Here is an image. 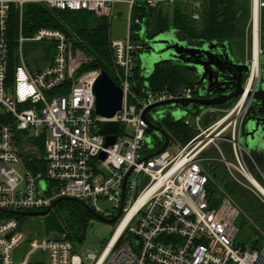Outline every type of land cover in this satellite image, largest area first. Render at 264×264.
Listing matches in <instances>:
<instances>
[{"label": "built area", "instance_id": "built-area-1", "mask_svg": "<svg viewBox=\"0 0 264 264\" xmlns=\"http://www.w3.org/2000/svg\"><path fill=\"white\" fill-rule=\"evenodd\" d=\"M178 1L189 3L191 18L199 19L201 0H0V264H264V233L251 237L250 245H238L237 221L243 211L214 182L208 169L212 162L222 165L237 185L257 192L264 202V179L250 168L253 163L247 161L239 142V125L260 76L264 0H250L242 60L249 69L243 93L230 108L212 110L220 116L205 128L201 121L209 117L206 111L193 113L194 123L173 110L177 109L173 104L147 111L146 119L154 126L164 130L163 120L169 118L183 121L196 135L182 145L164 130L169 137L167 148L174 146L175 153L166 148L146 159L160 148L154 139L161 146L164 139L145 132L143 113L159 103L195 98L199 86L172 92L149 89L143 96L131 90L137 82L134 59L143 51L140 41L131 39V28L143 25L141 19L132 18V12L136 6L154 11ZM26 4L86 11L110 24L119 14L117 6L126 7L125 36L109 38L111 79L122 91L121 109L112 118L95 115L93 87L101 71L79 72L86 57L65 33L40 28L31 36L24 35ZM12 8L17 11L18 24L16 62L10 77ZM25 42L50 47L45 65L28 67L22 53ZM103 122L119 124L110 147H105ZM127 128L132 132L127 133ZM145 138H150L149 143ZM36 142L42 143L41 151ZM210 147L218 157L208 153ZM224 150L234 163L225 159ZM101 153L106 154L104 160L99 158ZM145 177L148 181L141 187ZM211 189H215L213 195ZM59 198H74L104 219H113L120 211L115 230L99 251L82 250L59 233L56 240L42 232V237L34 233L30 240L23 222L8 216L13 215L10 211L46 210ZM99 203L111 207L104 209Z\"/></svg>", "mask_w": 264, "mask_h": 264}, {"label": "trees", "instance_id": "trees-1", "mask_svg": "<svg viewBox=\"0 0 264 264\" xmlns=\"http://www.w3.org/2000/svg\"><path fill=\"white\" fill-rule=\"evenodd\" d=\"M199 19L191 18L192 9L189 4L182 5L176 2L172 6V18L169 28H172L181 37L192 41H206L225 43L231 49H237L244 54L245 30L250 18V0H201ZM153 11L143 6H136L132 12V18H139L147 27L151 21ZM23 33L31 36L40 28H50L62 31L73 42L75 48H79L85 55L87 62L80 69L81 72L99 70L106 72L112 77L111 52L109 48L110 23L106 18L96 17L86 11L51 10L40 4H26L23 6ZM262 27L264 31V8L261 11ZM18 14L12 8L9 21V73L13 76V67L16 62L17 45L15 36L17 32ZM131 39L139 42L140 38L136 32L141 26H133ZM36 49V48H35ZM38 59L46 62L50 57V47H37ZM36 59L33 60V63ZM134 80L143 83L145 80L139 75V67L136 66ZM150 91H175L185 86L196 83L192 72L179 64L172 62H161L157 64L146 80ZM215 118V117H214ZM212 118L213 120H215ZM164 130L173 139L185 145L191 140L196 132L193 128L186 126L183 121H173L169 118L163 120ZM156 148L161 147L157 138L154 139ZM34 144V143H33ZM38 151H41L42 143L36 142ZM226 147V146H225ZM40 149V150H39ZM227 149V147L225 148ZM208 169L214 182L219 185L240 206L243 213L248 215L249 226L254 234L264 233V210H260L254 201L247 199V194L223 171L221 165L212 162ZM242 189V190H241ZM211 189L210 194H214ZM55 211L42 218V233H59L70 237L71 231L82 235L84 238L86 221L97 219L92 212L83 207L80 202L64 200L55 206ZM17 218L21 223L23 217L8 215ZM244 217L242 215L240 219Z\"/></svg>", "mask_w": 264, "mask_h": 264}, {"label": "water", "instance_id": "water-1", "mask_svg": "<svg viewBox=\"0 0 264 264\" xmlns=\"http://www.w3.org/2000/svg\"><path fill=\"white\" fill-rule=\"evenodd\" d=\"M147 27L142 25L140 43L143 51L140 54V62L145 81L133 82L131 90L138 96H143L149 91L147 79L152 74L155 66L161 62H172L190 70L196 79L198 97L189 100L176 99L149 107L143 113L146 123L145 132L152 131L161 135L164 139L162 146L147 155L146 159H152L165 151L169 137L160 127L154 126L146 119V112L150 109L173 104L184 115L193 114L200 110L223 107L230 104L243 93V79L248 73V66L238 59L236 53L225 43L191 41L184 37H178L172 29L152 35L147 34ZM95 115L106 119L112 118L121 109L122 91L112 81L110 76L101 71L94 87ZM182 117V116H181ZM119 124L116 122H103L101 132L106 135L105 147H110L115 142ZM239 142L244 151L250 154L259 151L264 157V80H258L255 89L249 94V105L239 125ZM105 153L99 158L104 160ZM145 177L141 187L147 183ZM124 187V186H123ZM77 202L74 198H59L52 202L49 208L38 212L10 211V214L21 217H45L61 201ZM87 210L105 223H114L118 215L113 219H104L96 215L90 207L83 204ZM52 239H59L57 233H51Z\"/></svg>", "mask_w": 264, "mask_h": 264}, {"label": "rangeland", "instance_id": "rangeland-1", "mask_svg": "<svg viewBox=\"0 0 264 264\" xmlns=\"http://www.w3.org/2000/svg\"><path fill=\"white\" fill-rule=\"evenodd\" d=\"M180 3L182 5L188 4L187 2H180ZM172 6L173 5L160 6L156 10H154L153 14H152V20L148 26L150 27L152 22H153V24L158 25L159 26L158 28L163 27V26H167V25L169 26V24L171 22V18H172ZM250 10H251V6H250ZM126 13H127V10H126V7L124 6L123 8H121L120 14L116 15L117 19H114L112 21L110 28L113 27V29H114V25L117 22L125 21L126 15H127ZM261 27H262V19H261ZM162 31H165V30L154 32L153 34L159 33ZM134 32H136L135 35L139 37V33L141 32V29L139 31H134ZM119 34H123V32H119ZM131 34H133V32H131ZM176 34L178 35V37H181L178 33H176ZM111 37L114 38L113 32L111 34ZM263 46L264 45L261 44V42H260L261 50H263ZM37 47H40L39 44H33V43H28V42H25L22 46L23 57H24L25 61L27 62L28 67L30 69H32L33 66L39 67L40 65H42V66L45 65L44 61L42 59H38L39 53H38ZM232 51H234L236 54H238V59H240L242 57V54L239 53V51H237V49L236 50L232 49ZM34 59H36V61L33 63ZM134 61H135V65L137 67H139L140 70H142V66H141V62H140V54L139 55L137 54L135 56ZM232 103L227 104L223 107H219V108H213V109L210 108V109H206V110H200L198 112V114L201 115L205 111H206V113H211V111L215 110V109H219V111H222V110L230 108ZM173 110H176L179 113V115L182 116V118H184L185 120H189L191 123H194L195 116L193 114H186V115L184 114L183 115L179 109H173ZM173 116H175V114H173ZM219 116H220V112L215 114L214 119L219 118ZM204 122H205V120L203 118V120L201 121V127L202 128L206 127V124ZM131 132H132L131 129L127 128V133H131ZM144 141L146 143H149L150 138H145ZM178 144H181V143L178 142ZM210 149L211 150H209L208 153L213 155L214 157H218V154L216 153V151L213 150L212 147H210ZM167 151L171 154H174L176 151V148L174 146L170 145L167 148ZM224 157L227 161H230L232 163L235 162V160L231 157V155L225 150H224ZM246 159L248 162L250 161V158L247 156H246ZM221 168L223 171H226L222 165H221ZM235 174L238 178H240L237 173H235ZM253 177L255 178L254 175H253ZM240 179L242 180V178H240ZM244 182H246V184L249 185V183L247 181H244ZM242 191H244L247 194V199L254 201L260 210H262V211L264 210V202H262L259 199L257 192L253 193L251 191H247L246 189H243ZM99 205L104 209H108L111 207V205L109 203H99ZM54 209H55V207L50 211V213L51 212L53 213L55 211ZM243 215H244V217H242L241 219H239L237 221L238 227L240 229V233L237 237V241H238V245H240V246L250 245L251 237L257 235V234H254V230L249 226V224H248L249 220H246L248 215H246L244 213H243ZM41 221H42V218H39V217H28V218L23 219L24 230L25 231L27 230L31 233L30 240H32L34 238V236H33L34 233H37L38 235H40L39 237H42L43 234H41V232H42ZM86 222L87 223H86V227H85L83 240H80L82 235L76 233V230L68 232V233H70L69 235H70L71 239L73 240L72 242H74V244L78 248H80L82 250H91V251H99L101 249L102 242H106L109 240V238L111 237V235H112L113 231L115 230L117 223H118V222L105 223V222H102L98 219H90V220H87ZM44 234L47 235V233H45V232H44Z\"/></svg>", "mask_w": 264, "mask_h": 264}, {"label": "crops", "instance_id": "crops-1", "mask_svg": "<svg viewBox=\"0 0 264 264\" xmlns=\"http://www.w3.org/2000/svg\"><path fill=\"white\" fill-rule=\"evenodd\" d=\"M178 2H181V1H178ZM189 4V3H188ZM124 7V5H118L117 6V13H119L120 14V12H121V8H123ZM151 20H152V18H151ZM151 22V21H150ZM149 22V23H150ZM149 23H148V25H149ZM111 25V24H110ZM147 25V29H148V31H147V34L148 35H151V34H153L154 32H158V31H161V30H165V31H168L169 29H172V28H169V26L167 25V26H163V27H160V28H158L159 26L158 25H155V24H153V22H152V24H151V26L149 27ZM113 31H112V30ZM173 30V29H172ZM113 32V37H115V38H122V37H124L125 36V26H124V21L122 22V21H120V22H117L115 25H114V29H113V27L112 28H110V36H111V34H112V32ZM175 31V30H174ZM119 32H123V34H119ZM177 33V32H176ZM139 38H140V34H139ZM237 55V57H238V54H236ZM241 57V56H240ZM242 58V57H241ZM140 76H142V74H143V71H141L140 70ZM215 112H211L210 114H209V117H206L204 120H205V124H206V126L209 124V122L211 121V119L213 118V117H215ZM249 162H251L252 163V160L250 159V161ZM249 164V163H248ZM250 168L251 169H254L255 170V167H254V164L253 165H250ZM256 171V170H255Z\"/></svg>", "mask_w": 264, "mask_h": 264}, {"label": "flooded vegetation", "instance_id": "flooded-vegetation-1", "mask_svg": "<svg viewBox=\"0 0 264 264\" xmlns=\"http://www.w3.org/2000/svg\"><path fill=\"white\" fill-rule=\"evenodd\" d=\"M260 42L264 45V31L260 32ZM260 76L259 80L262 78L264 80V46L262 50V54L260 56ZM246 76L243 79V82L245 81ZM258 82V81H257ZM257 85V84H256ZM198 96H195L197 98ZM232 103V102H231ZM247 156L252 160V163L254 164L255 170L261 174L262 178L264 179V157L260 155L259 151H253L250 154L246 153Z\"/></svg>", "mask_w": 264, "mask_h": 264}, {"label": "bare ground", "instance_id": "bare-ground-1", "mask_svg": "<svg viewBox=\"0 0 264 264\" xmlns=\"http://www.w3.org/2000/svg\"><path fill=\"white\" fill-rule=\"evenodd\" d=\"M257 47L255 46V52H254V56H255V60L257 59ZM263 193H264V191H263Z\"/></svg>", "mask_w": 264, "mask_h": 264}]
</instances>
